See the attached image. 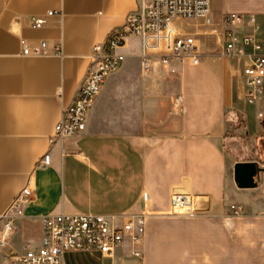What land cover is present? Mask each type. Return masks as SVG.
<instances>
[{
    "label": "crops",
    "instance_id": "0c3cea01",
    "mask_svg": "<svg viewBox=\"0 0 264 264\" xmlns=\"http://www.w3.org/2000/svg\"><path fill=\"white\" fill-rule=\"evenodd\" d=\"M136 7L137 0H0V218L23 189L30 192L0 248V264H16L25 245L38 248L42 219L59 214L99 215L116 226L143 216L142 243L124 242L117 252L123 264H247L241 253L233 258L243 245L233 243L232 234L258 227L233 229L231 207L264 217V103L250 110L237 105L235 64L223 56L221 23L228 14L254 17L243 34L264 43V0H209L208 21H178L177 32L200 48L196 66L156 58L143 71L139 40H127L118 51L123 63L92 103L85 131L51 142L85 78L92 48ZM36 17L45 21L40 29L31 26ZM21 41L46 42L49 55L23 57ZM46 153L50 164L39 167ZM237 163L261 170L254 189L235 186ZM177 195L199 199L205 211L193 219L172 216ZM63 264L111 262L98 253L69 252Z\"/></svg>",
    "mask_w": 264,
    "mask_h": 264
},
{
    "label": "built area",
    "instance_id": "2783aa9c",
    "mask_svg": "<svg viewBox=\"0 0 264 264\" xmlns=\"http://www.w3.org/2000/svg\"><path fill=\"white\" fill-rule=\"evenodd\" d=\"M48 12L46 16H53ZM209 0H137L135 11L127 15L123 25L111 32L107 41L92 48L90 64L83 82L73 101L62 112L60 120L53 128L51 142L81 135L85 131L87 114L99 94L105 80L118 70L123 57L118 51L129 39L140 42V66L148 71L152 61L158 59L168 64L174 59H188L193 66L198 65L201 51L193 37L177 32L178 21H208ZM244 23L254 25V17L244 19L237 14L226 15L221 23L223 56L234 61V73L238 83V98L246 105H254L264 99V43H258L253 36L241 34ZM43 18L31 19V26L40 29ZM23 57L41 58L49 55L46 42L27 45L20 42ZM54 56H61L54 49ZM181 104V98L175 100ZM50 164L48 153L38 161L39 167ZM30 192L23 189L11 203L7 213L0 220V248L9 239L14 218L22 216V207L28 202ZM205 211L199 199L174 196L172 216L196 218ZM234 215L241 214L240 208L231 207ZM145 233V218H131L116 226L99 215L47 216L42 219V239L38 248L25 245L24 254L15 257L16 264H63L64 255L69 252L98 253L111 264H123L117 256L124 242L132 246L142 243ZM132 256L140 258L138 251Z\"/></svg>",
    "mask_w": 264,
    "mask_h": 264
},
{
    "label": "rangeland",
    "instance_id": "374dc122",
    "mask_svg": "<svg viewBox=\"0 0 264 264\" xmlns=\"http://www.w3.org/2000/svg\"><path fill=\"white\" fill-rule=\"evenodd\" d=\"M199 21H203V20H199ZM199 21H188V23H194V22H199ZM243 33H244V31L241 30V34H243ZM250 34H251V32H250ZM258 38H260V37H258ZM260 103H264V99H262L260 101ZM237 105L239 107H245L246 110H250V107H251V106L246 105L242 102H237ZM262 118H264V113H262ZM249 125L252 128L253 123L251 121H249ZM242 126H243V124H241V123L238 126L240 134L245 132V130L243 129ZM261 130H262V128H261ZM262 131H264V130H262ZM251 148L252 147L250 146V149ZM259 154L262 157H264V148L259 147ZM261 205H262V207H264V200H262ZM232 221H233V223H232L233 229L236 227L238 229H240L241 227H246V226L258 227L256 229L254 228L253 234H250V233L241 234L239 231L237 233L232 234L233 243L237 242V243H242V245H243L242 250L233 249V251H232L233 258H235V256L237 257L235 259L240 258V253H241V259H242V262H244V263L246 261L247 264H264V217H258V218L251 217V218H249V217H245L243 214H239V215L232 214ZM257 230L262 231V234H258V237L256 235ZM256 245H258V249H256ZM90 260H91V262H94V260L92 258Z\"/></svg>",
    "mask_w": 264,
    "mask_h": 264
},
{
    "label": "water",
    "instance_id": "95a60500",
    "mask_svg": "<svg viewBox=\"0 0 264 264\" xmlns=\"http://www.w3.org/2000/svg\"><path fill=\"white\" fill-rule=\"evenodd\" d=\"M261 172L255 163H237L233 168V181L238 189H254L255 178Z\"/></svg>",
    "mask_w": 264,
    "mask_h": 264
}]
</instances>
